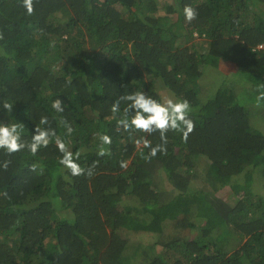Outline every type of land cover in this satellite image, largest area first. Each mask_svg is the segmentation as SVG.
<instances>
[{
    "label": "trees",
    "instance_id": "obj_1",
    "mask_svg": "<svg viewBox=\"0 0 264 264\" xmlns=\"http://www.w3.org/2000/svg\"><path fill=\"white\" fill-rule=\"evenodd\" d=\"M185 5L198 12L191 23ZM0 33V123L23 124L27 142L36 126L50 127L82 167L98 162L92 177H72L55 137L35 156L0 149V264H264V197L230 206L216 195L250 168L264 181V0H36L31 16L21 0H0ZM220 63L237 68L212 82ZM136 91L187 99V142L170 131L167 154L146 160L136 140L155 146L159 133L130 134L111 113ZM57 98L62 113L51 107ZM97 133L111 137L110 156H97ZM162 170L171 191L158 185ZM192 193L203 206L181 209L177 195Z\"/></svg>",
    "mask_w": 264,
    "mask_h": 264
},
{
    "label": "clouds",
    "instance_id": "obj_2",
    "mask_svg": "<svg viewBox=\"0 0 264 264\" xmlns=\"http://www.w3.org/2000/svg\"><path fill=\"white\" fill-rule=\"evenodd\" d=\"M36 0H21L22 7L26 10V14L31 16L34 13V3ZM183 14L185 21L191 23L198 16L196 8L191 5H185L183 8ZM0 39H3V34L0 33ZM261 47V46H260ZM258 95L256 97V106L260 107L261 102H264V84H261L257 88ZM121 101L126 103L123 112L121 113ZM13 104L7 101L2 103V107L7 112L11 113ZM52 109L58 113L64 111L63 102L57 98L51 104ZM111 113L114 119H117L118 126L122 127L124 131L136 133H144L148 136L153 133H159L160 143L152 146L151 141L145 137H141L136 140V145L142 148H148V155L144 158L150 160L157 156V154H167L168 136L167 133L178 132L181 134V139L187 142L189 135L195 129V123L190 118L191 105L187 99H174L168 97L162 101H158L148 96L145 92L136 91L125 96H121L119 99L113 102L111 106ZM119 116V118H117ZM66 129V134L71 135L73 128L71 125L61 117L59 121ZM49 121L46 116L40 118L39 125H48ZM23 124H4L0 123V149L4 150L7 155L20 152L27 149L31 155L35 156L41 148H47L52 138L55 137L56 147L61 154L58 163L70 173L72 177L87 176L92 177L94 175V168L98 162L94 161L93 164L88 167H82L77 161L79 160V153L74 154L68 145L58 136H56L55 129L50 127L36 126L31 141L27 142L22 140L21 129ZM100 144L97 150V156L103 157L111 155L110 145L112 143L111 137L103 134H96ZM109 146V147H105ZM10 161H4L2 167L7 170ZM40 168V173L43 172V166L32 164L30 170L36 172L37 168ZM120 167L126 169L128 167L127 161H121Z\"/></svg>",
    "mask_w": 264,
    "mask_h": 264
},
{
    "label": "rangeland",
    "instance_id": "obj_3",
    "mask_svg": "<svg viewBox=\"0 0 264 264\" xmlns=\"http://www.w3.org/2000/svg\"><path fill=\"white\" fill-rule=\"evenodd\" d=\"M232 67V68H231ZM236 66L234 64H226V63H220L219 66L213 67L212 69H209V74L212 78V82L216 81L218 78V72L217 71H227L228 75H232L234 71L236 70ZM213 71H216L213 72ZM205 77L203 78V80ZM168 98V97H167ZM161 178L158 179V185L162 189V191H171L172 190V184L169 182V175L166 171H161ZM261 173L260 171L256 169H247L245 170L241 175L226 180L227 185L221 188H218L216 195L221 200L225 201L228 205L233 206L236 203V197H242L245 198V196H262L264 197V181L261 179ZM201 186V187H200ZM198 188H202L203 186L200 185ZM195 193V192H194ZM194 193L192 194H180L177 195L175 201L179 203V206L183 210L190 211L194 206L202 207L204 201H202L197 195ZM191 220L195 223H198L202 229H211V230H220L221 227L217 226V224H213L210 220L204 219V218H196L194 215H192ZM201 228H197L194 231L195 236H198L201 232ZM232 245L236 246V242L232 241ZM150 240H148L145 244V246H150ZM130 252H139L137 249V245L133 244L128 249ZM157 251V250H156ZM159 251V249H158ZM144 254L146 257H150L151 252H149L147 249L144 251Z\"/></svg>",
    "mask_w": 264,
    "mask_h": 264
}]
</instances>
